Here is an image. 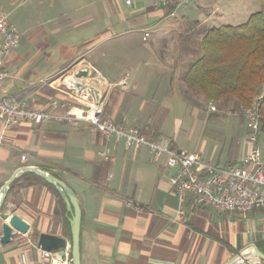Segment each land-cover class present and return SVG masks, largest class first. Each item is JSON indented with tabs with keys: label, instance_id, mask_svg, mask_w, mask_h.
<instances>
[{
	"label": "crops",
	"instance_id": "crops-1",
	"mask_svg": "<svg viewBox=\"0 0 264 264\" xmlns=\"http://www.w3.org/2000/svg\"><path fill=\"white\" fill-rule=\"evenodd\" d=\"M4 5L0 11L6 12ZM6 5L10 14L18 10L20 38L3 60L0 97L49 108L74 91L71 80H89L97 70L106 87L104 113L117 124L144 133L143 127L185 151L176 145L183 115L192 126L210 119L199 105H191L181 80L187 66L170 54L176 51L170 20L178 12L175 7L168 13L165 0H7ZM179 57L178 62L186 60ZM229 124L234 128L226 129L227 135H235L222 165L238 161L250 147L242 123L232 119ZM182 132L191 138V131ZM258 143L264 152V142ZM103 150L107 156L99 154ZM22 165L52 173L75 193L81 208V264H225L234 256L229 264H264L239 254L264 248L263 208L216 211L187 196L178 216L179 200L163 160L144 146L126 148L87 122L7 126L0 117V187ZM6 191L2 209L29 228L0 243V264H51L52 259L70 264L71 214L59 196L42 179L23 172ZM41 232L64 238L63 253L43 254L36 242Z\"/></svg>",
	"mask_w": 264,
	"mask_h": 264
},
{
	"label": "built area",
	"instance_id": "built-area-1",
	"mask_svg": "<svg viewBox=\"0 0 264 264\" xmlns=\"http://www.w3.org/2000/svg\"><path fill=\"white\" fill-rule=\"evenodd\" d=\"M130 0H126L129 2ZM16 27L8 21V14L0 11V80L6 76L4 59L17 46L20 38ZM95 70L91 79L71 80L75 87L66 101L53 100L49 108L30 105L24 100L8 96L0 97V117L5 125L21 121L44 122L49 120H67L87 122L103 135L122 140L126 148L144 146L154 159H162L171 171L169 182L172 192L181 206L187 196L198 205L208 206L216 211H249L264 209V152L257 144L259 117L257 108L249 112L248 142L250 147L235 162L215 165L201 157L198 152H185L171 145L166 139H152L134 126L115 123L104 114V93L106 87ZM264 92V87L262 88ZM264 94V93H263ZM63 107V111L57 109ZM107 156V151L99 152ZM25 159V154H21ZM47 255L49 251L43 250ZM51 264H59L55 259Z\"/></svg>",
	"mask_w": 264,
	"mask_h": 264
},
{
	"label": "trees",
	"instance_id": "trees-1",
	"mask_svg": "<svg viewBox=\"0 0 264 264\" xmlns=\"http://www.w3.org/2000/svg\"><path fill=\"white\" fill-rule=\"evenodd\" d=\"M165 2L168 13L177 6L176 2ZM259 3V10L239 24L202 27L198 20H194L191 26L200 24L199 28L188 26L179 40L182 53L191 56L181 78L187 89L199 92L207 101L235 97L238 103L247 107L255 103L260 116L259 129L262 130L264 95L260 96V88L264 85V0ZM23 173L39 177L31 171ZM42 180L65 206L57 189ZM261 249L264 252V248Z\"/></svg>",
	"mask_w": 264,
	"mask_h": 264
},
{
	"label": "rangeland",
	"instance_id": "rangeland-1",
	"mask_svg": "<svg viewBox=\"0 0 264 264\" xmlns=\"http://www.w3.org/2000/svg\"><path fill=\"white\" fill-rule=\"evenodd\" d=\"M32 3L36 0H30ZM167 2H176L177 14L171 17V42L174 44L176 51L171 52L172 58L176 59V63L189 65L190 57L187 54L186 58L182 54L181 41L183 34L188 30L194 20H198L202 27H211V25L217 26L220 24H230L235 25L245 21L248 16L259 10L260 3L259 0H166ZM7 0H0V3H4L5 11L9 12V6L6 5ZM124 3V0H122ZM209 19L206 20V18ZM13 21V25L19 30V18L18 10L8 13V20ZM200 24H194L191 29L199 28ZM180 56V57H179ZM186 59L185 61L178 62L177 58ZM99 73V72H98ZM100 75V73H99ZM101 79L102 76H100ZM264 87V85L262 86ZM261 94L263 96V89L260 88ZM71 93V92H70ZM187 96L191 99V105H199L203 112L210 115L209 120H204L202 123L199 122L192 126L193 120L183 115V124L181 125L179 131H177L176 145L180 146L186 150H198L201 152L202 157L205 159H210L214 163L221 164L229 155L232 147L230 146V140H232L235 135L231 132L227 135V130L233 129V124L230 125L232 119L238 120L243 125L245 133H248V122H249V112L256 105L253 103L250 107L238 103L235 97H229L227 99H219L216 101H207L199 92H195L190 89L186 91ZM64 99L63 101H66ZM58 102H61L57 100ZM197 101H200L198 104ZM196 102V103H194ZM258 113V110H257ZM105 114V113H104ZM259 115V114H258ZM257 115V116H258ZM213 116L219 117L215 119ZM223 117V118H220ZM259 117V127H260V116ZM188 126V128H186ZM150 129V128H149ZM186 129L191 131L190 139L186 138L182 130ZM227 129V130H226ZM259 129V128H258ZM144 133H146L151 138L155 139L146 129L142 127ZM152 130V129H150ZM230 131V130H229ZM152 132V131H150ZM264 142V129L258 131L257 141ZM259 144V143H257ZM260 145V144H259ZM185 150V151H186ZM70 260V258H69ZM71 264V263H70Z\"/></svg>",
	"mask_w": 264,
	"mask_h": 264
},
{
	"label": "water",
	"instance_id": "water-1",
	"mask_svg": "<svg viewBox=\"0 0 264 264\" xmlns=\"http://www.w3.org/2000/svg\"><path fill=\"white\" fill-rule=\"evenodd\" d=\"M81 74V73H78ZM24 171H31L52 184L55 189L59 192L65 202L67 210L70 212L71 217L69 219L70 227V263L71 264H81V254L80 252V224H81V208L77 201V197L73 190L60 178L52 173L45 171L39 167L33 165H22L17 167L13 173L8 177L7 180L0 187V243L9 242L11 235L14 231L25 233L29 228L28 222L22 219L15 213H8L2 209V203H4V198L7 193L10 184L15 179V176ZM65 239L54 234L41 232L37 238V245L43 250L51 252L52 250H60V254L63 253L62 247L65 246ZM241 257H246L248 255L256 256L259 259L264 260V252H262L257 247L252 251H246L244 253H239ZM238 256L231 257L225 264H229L230 261L237 259Z\"/></svg>",
	"mask_w": 264,
	"mask_h": 264
}]
</instances>
